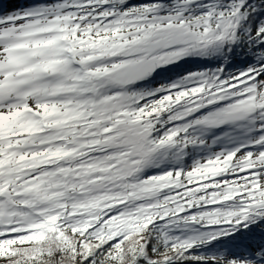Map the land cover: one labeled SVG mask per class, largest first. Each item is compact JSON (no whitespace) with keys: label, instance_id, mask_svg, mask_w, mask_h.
<instances>
[{"label":"snow or ice","instance_id":"snow-or-ice-1","mask_svg":"<svg viewBox=\"0 0 264 264\" xmlns=\"http://www.w3.org/2000/svg\"><path fill=\"white\" fill-rule=\"evenodd\" d=\"M0 264H264V0H0Z\"/></svg>","mask_w":264,"mask_h":264}]
</instances>
